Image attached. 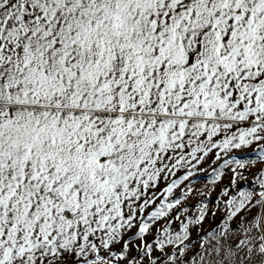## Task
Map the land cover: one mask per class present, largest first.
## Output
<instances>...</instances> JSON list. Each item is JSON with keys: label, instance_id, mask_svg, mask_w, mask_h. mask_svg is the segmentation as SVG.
Segmentation results:
<instances>
[{"label": "snow or ice", "instance_id": "snow-or-ice-1", "mask_svg": "<svg viewBox=\"0 0 264 264\" xmlns=\"http://www.w3.org/2000/svg\"><path fill=\"white\" fill-rule=\"evenodd\" d=\"M0 264H264V0H0Z\"/></svg>", "mask_w": 264, "mask_h": 264}, {"label": "rangeland", "instance_id": "rangeland-1", "mask_svg": "<svg viewBox=\"0 0 264 264\" xmlns=\"http://www.w3.org/2000/svg\"><path fill=\"white\" fill-rule=\"evenodd\" d=\"M206 176H207V174H205L204 176H200V177H198L199 181L202 183V182L206 179ZM198 186H199V185H198ZM216 191H219V190L217 189ZM211 199H212V200H215V199H216V195H215V193H213ZM195 203H196V202L193 201V204H195ZM223 216H224L223 211L218 212L217 215H216V217H215V219L209 218V219L205 222V224H204V228H205V229H210V228H212V227H215L217 224L220 223V221H221V219L223 218ZM196 235H197V233H196L195 231H193V233H192L193 242H195Z\"/></svg>", "mask_w": 264, "mask_h": 264}]
</instances>
